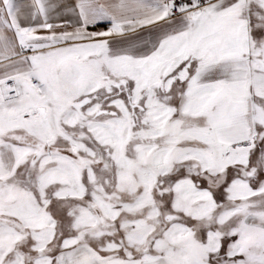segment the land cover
<instances>
[{"label": "snow or ice", "instance_id": "6c2138e0", "mask_svg": "<svg viewBox=\"0 0 264 264\" xmlns=\"http://www.w3.org/2000/svg\"><path fill=\"white\" fill-rule=\"evenodd\" d=\"M0 264H264V0H0Z\"/></svg>", "mask_w": 264, "mask_h": 264}, {"label": "crops", "instance_id": "0c3cea01", "mask_svg": "<svg viewBox=\"0 0 264 264\" xmlns=\"http://www.w3.org/2000/svg\"><path fill=\"white\" fill-rule=\"evenodd\" d=\"M17 2L19 3V2H22V0H17Z\"/></svg>", "mask_w": 264, "mask_h": 264}]
</instances>
